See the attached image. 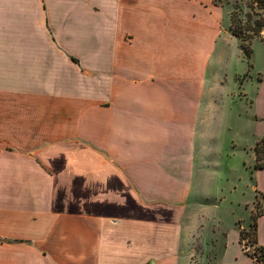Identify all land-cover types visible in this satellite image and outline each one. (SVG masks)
<instances>
[{"label": "crops", "instance_id": "obj_1", "mask_svg": "<svg viewBox=\"0 0 264 264\" xmlns=\"http://www.w3.org/2000/svg\"><path fill=\"white\" fill-rule=\"evenodd\" d=\"M223 12L213 0H0V264H190L189 175L227 106L235 137L256 126L241 150L264 250L251 150L264 140V43L243 58Z\"/></svg>", "mask_w": 264, "mask_h": 264}, {"label": "rangeland", "instance_id": "obj_2", "mask_svg": "<svg viewBox=\"0 0 264 264\" xmlns=\"http://www.w3.org/2000/svg\"><path fill=\"white\" fill-rule=\"evenodd\" d=\"M215 6L224 11L222 24L231 37H234L231 28L241 32L249 27L256 30L257 22L264 23V11L252 0H219ZM242 36L251 39L242 42L234 37L239 41L240 51V45L250 49L252 42L264 41V31L259 36L243 31ZM241 54L243 56L242 51ZM247 76L248 73L243 79L236 77L235 81H246ZM227 108L221 122V109L216 122H210L209 133L212 135L205 137L203 147L196 149L198 161L189 175L191 194L184 230L190 238V264H248L245 259L239 263L236 261L243 251L257 259L259 264H264L262 253L255 245L254 227L262 199L250 189L253 172L248 168L250 161L241 150L242 146L253 144L256 136L251 135L256 126L246 127L243 137H235L231 128L240 127V130L242 126L233 122L232 111ZM215 130H219L216 137ZM236 233L239 243L235 239Z\"/></svg>", "mask_w": 264, "mask_h": 264}, {"label": "trees", "instance_id": "obj_3", "mask_svg": "<svg viewBox=\"0 0 264 264\" xmlns=\"http://www.w3.org/2000/svg\"><path fill=\"white\" fill-rule=\"evenodd\" d=\"M253 1V4L264 11V0H252ZM213 3L215 5H217L219 3V0H213ZM256 26L258 27L256 30H252L250 27L249 28H246L245 30L243 31H246V32H253V35L255 36H259L260 32L264 31V23H260V22H257L256 23ZM231 30V34L236 37V38H239L242 40V42H245V41H248L249 39H251V37H245V36H242L243 34V31H237L235 29H230ZM262 43H264V41H262ZM240 49L243 53V56L245 59H249L250 55H251V49H248V48H245L243 45H240ZM253 153H254V157H255V163H254V169H262L264 168V140L261 139L259 141H257L253 147ZM261 213V209H260V212L259 214L256 216V219L257 217L260 215ZM256 219L254 221V227L256 228ZM259 250L261 251V255L262 257L264 258V250L259 248ZM244 253H246L244 251ZM251 259L254 260V264H259L258 260L257 259H254V257H251V255H248Z\"/></svg>", "mask_w": 264, "mask_h": 264}]
</instances>
